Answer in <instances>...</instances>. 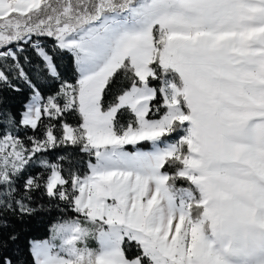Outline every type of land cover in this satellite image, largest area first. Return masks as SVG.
I'll use <instances>...</instances> for the list:
<instances>
[{"label": "snow or ice", "instance_id": "snow-or-ice-1", "mask_svg": "<svg viewBox=\"0 0 264 264\" xmlns=\"http://www.w3.org/2000/svg\"><path fill=\"white\" fill-rule=\"evenodd\" d=\"M0 264H264V0H0Z\"/></svg>", "mask_w": 264, "mask_h": 264}, {"label": "trees", "instance_id": "trees-1", "mask_svg": "<svg viewBox=\"0 0 264 264\" xmlns=\"http://www.w3.org/2000/svg\"><path fill=\"white\" fill-rule=\"evenodd\" d=\"M51 41H49L50 43ZM27 48V46H25ZM30 50V49H29ZM61 72L65 73L68 76H71V65L68 58H65L60 66ZM4 97L7 100V107H10L14 113H19L23 110V104L27 102V94L26 93H9L5 91L3 93ZM144 147H147L145 145ZM54 215V214H53ZM50 221H52L51 215H41L33 219L28 225V235L35 239H45L49 236V226Z\"/></svg>", "mask_w": 264, "mask_h": 264}, {"label": "rangeland", "instance_id": "rangeland-1", "mask_svg": "<svg viewBox=\"0 0 264 264\" xmlns=\"http://www.w3.org/2000/svg\"><path fill=\"white\" fill-rule=\"evenodd\" d=\"M27 54L30 55V56H32L33 57V60L35 61L34 54L31 52V50H28Z\"/></svg>", "mask_w": 264, "mask_h": 264}]
</instances>
